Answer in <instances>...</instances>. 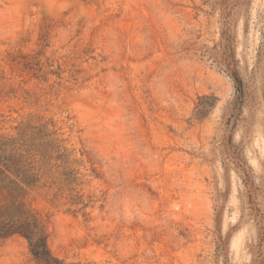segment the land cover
<instances>
[{
  "label": "rangeland",
  "instance_id": "1",
  "mask_svg": "<svg viewBox=\"0 0 264 264\" xmlns=\"http://www.w3.org/2000/svg\"><path fill=\"white\" fill-rule=\"evenodd\" d=\"M24 125L61 264H264V0H0ZM0 264L38 263L13 236Z\"/></svg>",
  "mask_w": 264,
  "mask_h": 264
},
{
  "label": "trees",
  "instance_id": "2",
  "mask_svg": "<svg viewBox=\"0 0 264 264\" xmlns=\"http://www.w3.org/2000/svg\"><path fill=\"white\" fill-rule=\"evenodd\" d=\"M232 77L239 84L236 75ZM31 129L24 125L14 138L0 137V241L18 236L38 264H61L49 251L45 222L25 202L51 159V148L27 140Z\"/></svg>",
  "mask_w": 264,
  "mask_h": 264
}]
</instances>
